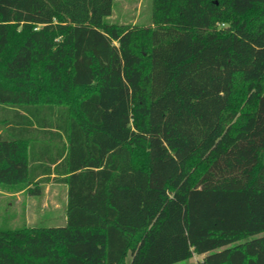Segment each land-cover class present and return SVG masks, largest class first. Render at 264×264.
Masks as SVG:
<instances>
[{"label": "trees", "instance_id": "1", "mask_svg": "<svg viewBox=\"0 0 264 264\" xmlns=\"http://www.w3.org/2000/svg\"><path fill=\"white\" fill-rule=\"evenodd\" d=\"M0 0V183L67 186L0 264H264V0Z\"/></svg>", "mask_w": 264, "mask_h": 264}, {"label": "rangeland", "instance_id": "2", "mask_svg": "<svg viewBox=\"0 0 264 264\" xmlns=\"http://www.w3.org/2000/svg\"><path fill=\"white\" fill-rule=\"evenodd\" d=\"M151 9L152 0H114L112 13L106 20L114 24L149 26ZM60 185L43 184L41 193L33 196L24 184L10 186L0 183V228L64 225L66 198L64 185ZM18 191H22L19 196L10 195V192ZM202 257L203 255H193L187 263L199 264Z\"/></svg>", "mask_w": 264, "mask_h": 264}, {"label": "crops", "instance_id": "3", "mask_svg": "<svg viewBox=\"0 0 264 264\" xmlns=\"http://www.w3.org/2000/svg\"><path fill=\"white\" fill-rule=\"evenodd\" d=\"M137 6H138L137 8H139L140 5L138 4ZM57 184H59V185H60V184L64 185V188H63V189H64V192H65V196H64V197H65L66 200H67V194H66V192H67V186H66V184H63V183H57ZM60 186H61V185H60ZM21 192H22V191H18V192H14V193H13V192H12V193L10 192V195H12V196H15V195H16V196H19V195L21 194ZM65 206H66V204H65ZM65 220H66V214H65Z\"/></svg>", "mask_w": 264, "mask_h": 264}]
</instances>
